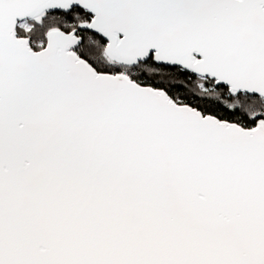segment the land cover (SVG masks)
I'll return each instance as SVG.
<instances>
[{"label": "snow or ice", "instance_id": "obj_1", "mask_svg": "<svg viewBox=\"0 0 264 264\" xmlns=\"http://www.w3.org/2000/svg\"><path fill=\"white\" fill-rule=\"evenodd\" d=\"M0 264H264V0H0Z\"/></svg>", "mask_w": 264, "mask_h": 264}]
</instances>
